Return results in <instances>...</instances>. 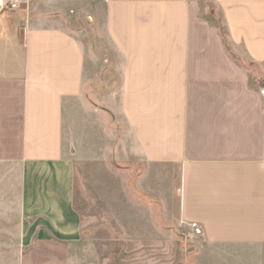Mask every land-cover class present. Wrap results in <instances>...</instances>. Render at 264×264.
I'll use <instances>...</instances> for the list:
<instances>
[{
    "label": "crops",
    "instance_id": "obj_1",
    "mask_svg": "<svg viewBox=\"0 0 264 264\" xmlns=\"http://www.w3.org/2000/svg\"><path fill=\"white\" fill-rule=\"evenodd\" d=\"M216 2L227 37L199 0L0 9V208L35 240L14 264H67L78 160L130 161L134 197L177 175L185 264H264V0Z\"/></svg>",
    "mask_w": 264,
    "mask_h": 264
},
{
    "label": "rangeland",
    "instance_id": "obj_2",
    "mask_svg": "<svg viewBox=\"0 0 264 264\" xmlns=\"http://www.w3.org/2000/svg\"><path fill=\"white\" fill-rule=\"evenodd\" d=\"M199 1L203 16L220 25L227 37L216 0ZM229 50L236 56L230 45ZM128 165L130 161L113 160L103 166L77 161L75 205L82 227L79 237L59 239L65 245L67 264H185L197 253V242L187 235L179 221L172 223L176 221L179 198L177 175L165 182L164 195L140 189L142 194L134 197L124 192L120 183V177H124L123 181L131 178L126 176ZM138 171L140 183V179L146 178L144 166H138ZM116 172L122 176H112ZM155 182L156 188L162 184L158 176ZM19 219L0 208V264H14L35 241L32 224L25 225V234L17 233ZM188 248L191 251H186Z\"/></svg>",
    "mask_w": 264,
    "mask_h": 264
},
{
    "label": "built area",
    "instance_id": "obj_3",
    "mask_svg": "<svg viewBox=\"0 0 264 264\" xmlns=\"http://www.w3.org/2000/svg\"><path fill=\"white\" fill-rule=\"evenodd\" d=\"M24 0H0V9L9 8L10 10H15L20 8ZM260 94L264 99V85L260 87ZM183 224V222L181 223ZM187 226L196 234H202L203 228L199 222L192 221L187 224Z\"/></svg>",
    "mask_w": 264,
    "mask_h": 264
}]
</instances>
